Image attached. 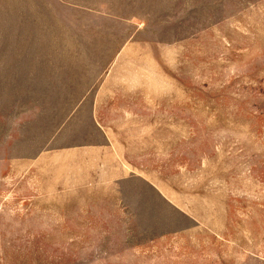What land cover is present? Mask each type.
I'll use <instances>...</instances> for the list:
<instances>
[{"label":"rangeland","instance_id":"obj_1","mask_svg":"<svg viewBox=\"0 0 264 264\" xmlns=\"http://www.w3.org/2000/svg\"><path fill=\"white\" fill-rule=\"evenodd\" d=\"M0 264H264V0H0Z\"/></svg>","mask_w":264,"mask_h":264},{"label":"crops","instance_id":"obj_2","mask_svg":"<svg viewBox=\"0 0 264 264\" xmlns=\"http://www.w3.org/2000/svg\"><path fill=\"white\" fill-rule=\"evenodd\" d=\"M22 58V60H21V64L19 65V63L16 61L15 63H13L12 64V66L14 67V66H17V68H21V69H24L25 68V65H28L29 64V60H27V59H29V57L27 56V57H20V59ZM2 59L3 60H5L4 61V63H3V68H7L8 66H9V64L6 62V59H5V54L2 56ZM13 59H15V57H13ZM17 59H19L18 57H17ZM27 60V61H26ZM28 63V64H27ZM19 65V66H18ZM29 67V66H28ZM27 73L28 74H30V73H34V72H28L27 71ZM15 75H24V71H21L20 72V70H16V72H15Z\"/></svg>","mask_w":264,"mask_h":264}]
</instances>
